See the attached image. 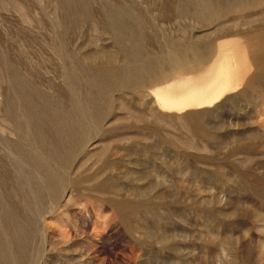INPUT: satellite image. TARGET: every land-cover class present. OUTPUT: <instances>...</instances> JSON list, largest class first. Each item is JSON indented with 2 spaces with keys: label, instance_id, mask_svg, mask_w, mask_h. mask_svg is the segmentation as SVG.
<instances>
[{
  "label": "rangeland",
  "instance_id": "rangeland-1",
  "mask_svg": "<svg viewBox=\"0 0 264 264\" xmlns=\"http://www.w3.org/2000/svg\"><path fill=\"white\" fill-rule=\"evenodd\" d=\"M233 1L0 0V248L34 264H264V69L247 36L221 35L264 24V1ZM208 42L243 51L237 91L165 108L157 76L192 72Z\"/></svg>",
  "mask_w": 264,
  "mask_h": 264
},
{
  "label": "bare ground",
  "instance_id": "bare-ground-1",
  "mask_svg": "<svg viewBox=\"0 0 264 264\" xmlns=\"http://www.w3.org/2000/svg\"><path fill=\"white\" fill-rule=\"evenodd\" d=\"M223 1H225V0H223ZM231 1H233V0H231ZM259 1H262V0H235V2L233 1V3L232 4H230V6L232 5L233 7H237L238 8V10H240V9H242L243 10V8H245V7H247L248 8V6L249 5H251V4H253V3H255V4H257V2H259ZM264 1V0H263ZM227 2V1H226ZM264 3V2H263ZM225 4V3H224ZM229 4H227V5H229ZM253 6V5H252ZM254 7V6H253ZM240 8V9H239ZM235 9V8H234ZM237 11V10H236ZM244 11H245V9H244ZM243 11V12H244ZM105 16V15H104ZM114 20V19H113ZM259 24V23H258ZM107 26V25H106ZM264 24H263V22H262V24L261 25H259L258 27H257V29L256 30H252L251 28H250V30H252L251 32H239V30H238V32H236V30H237V28H236V30H235V32L236 33H232V31H231V33L230 32H225V31H223L222 30V32H225V33H222L221 31V35L223 36V35H234V36H237V35H243L244 37H246L247 36V38H245L246 40H245V42H244V44H243V48L246 50V54H248L249 55V57H250V59H251V61H252V63L256 66V67H258V68H261L262 69V71H263V69H264ZM114 28V27H113ZM247 29H249V28H247ZM130 30V29H129ZM133 30V29H132ZM226 30V29H225ZM240 30H242V29H240ZM124 31V30H123ZM228 31V30H227ZM245 31H248V30H245ZM134 33V32H133ZM220 35V36H221ZM227 35V36H228ZM132 36V35H131ZM134 39V38H133ZM127 40V39H126ZM179 41V40H178ZM200 42V41H199ZM193 43V42H192ZM197 44H198V42H196ZM201 43V42H200ZM207 43V42H206ZM195 44V43H194ZM193 44V45H194ZM196 44V45H197ZM208 44H209V46H208V51L206 52L205 51V53L202 55V54H199V51L201 50L199 47H197V49H200L199 51L197 50V49H194L193 51H192V49L190 50L191 52H193V54H194V56L192 55V56H190V57H193V58H190V60L192 59L193 61L195 60L196 62H195V64H196V66H193V65H191V66H193L194 68H193V71L192 72H190V71H188V69L190 70L191 68H189V67H184L183 66V68H186V71H188L190 74H193V76L191 77V78H189V80H187L185 83H183V84H179V83H174V81L176 80V79H179V78H182L183 76H184V73L186 72H184L182 69L181 70H179V71H177V72H172L171 74L169 73L170 72V70H169V72H168V74H165L166 73V70H165V73H163L162 74V71L164 70V69H162V71H161V73L159 74V76H157V80L156 81H154V84L156 85H169L168 86V90L167 91H163V93L161 92V93H159L158 94V99H159V102L161 103V104H163V106L165 107V108H168V109H178V110H184V111H186V110H188V109H190V108H203V107H205L206 105H213V104H215V103H217L221 98H223L227 93H230L231 94V92H233V91H237V89H238V87H239V81L237 82H235V79H234V77H233V75H231V69L234 67V62L235 61H237L238 59H239V57H242L243 58V56H244V53H243V51L240 49V48H238V47H225L224 45L222 46V44L220 45V44H218L217 45V48H216V46H214V44L212 43V42H208ZM133 45V44H132ZM131 45V46H132ZM190 45V44H189ZM200 45H203L202 43L200 44ZM205 45V44H204ZM199 46V45H198ZM229 46V45H228ZM201 47V46H200ZM205 47V46H204ZM242 47V46H241ZM134 48V47H133ZM190 48H192V47H190ZM206 48H207V45H206ZM203 49V48H202ZM186 51V50H185ZM190 51H189V53H190ZM203 51V50H202ZM202 51H200V52H202ZM241 51H242V53H241ZM183 52V51H182ZM180 53V52H179ZM184 53V52H183ZM189 53H188V55H189ZM178 54V53H177ZM185 54H186V52H185ZM182 55H184V54H182ZM190 55H191V53H190ZM185 58L186 57H188L187 55H185L184 56ZM185 58H181V59H179V62H181L182 60L184 61H186V59ZM172 59H174V58H172ZM170 60H171V58H170ZM190 60H188V61H190ZM191 60V61H192ZM167 61V60H166ZM165 61V62H166ZM174 61V60H173ZM210 61H213V65L211 66V68L209 69V70H206V67L208 66V64H209V62ZM156 62V61H155ZM155 62H153V67H155ZM172 62V61H171ZM170 62V63H171ZM179 63L178 62V60L177 61H175V63ZM137 63V62H136ZM152 63V62H151ZM168 62H166V64H167ZM172 63H174V62H172ZM183 63V62H182ZM181 63V64H182ZM185 63H187V62H185ZM190 63H192V62H190ZM157 64H158V62H157ZM181 64H179V65H181ZM188 64V63H187ZM194 64V63H193ZM194 64V65H195ZM152 65V64H151ZM149 66V65H148ZM161 66H163V65H161ZM182 66V65H181ZM190 66V65H189ZM190 66V67H191ZM149 68V67H147L146 65L144 66V68ZM159 67V66H158ZM169 67H171L170 65H169ZM172 67H174L173 65H172ZM142 69V68H141ZM154 69V68H153ZM157 70L156 71H158V68H156ZM177 69V68H176ZM180 69V68H179ZM125 70V69H124ZM149 70V69H148ZM161 70V69H160ZM192 70V69H191ZM137 71H138V69H137ZM136 71V74L135 75H137V73L138 74H141L142 72L141 71H143V70H141V71H139V72H137ZM144 71H146V72H144ZM144 71H143V73H142V75H144L145 74V76H148L146 73H147V69L145 70L144 69ZM152 71V70H151ZM154 71H155V69H154ZM155 71V72H156ZM133 72V71H132ZM131 72V73H132ZM135 72V71H134ZM141 72V73H140ZM148 72H150V71H148ZM153 72V71H152ZM164 72V71H163ZM134 74V73H133ZM133 74H132V76H133ZM148 74H151V73H148ZM154 75V74H153ZM158 75V74H157ZM259 75H260V73H259ZM99 76V75H98ZM131 76V77H132ZM138 77H139V75H137ZM137 76H135V77H137ZM150 76H152V75H150ZM134 77V76H133ZM135 77H134V79H135ZM258 77V76H257ZM129 78V77H128ZM142 78L144 79V76H142ZM149 78V77H148ZM151 78V77H150ZM153 78V77H152ZM127 79V78H126ZM133 79V80H134ZM141 80L140 79V81H144V80ZM112 80H113V78H112ZM116 80V79H115ZM114 80V81H115ZM123 82L125 81V79H124V77H123ZM136 81H137V79H135ZM139 80V79H138ZM150 82L152 81V80H150V79H148ZM154 80V79H153ZM117 81H119V79L117 80ZM135 81V82H136ZM123 83L121 80L119 81V83ZM130 82V81H129ZM153 82V81H152ZM144 83V82H143ZM131 84H132V80H131ZM149 84H151V83H149ZM153 84V83H152ZM153 84V85H154ZM136 85V84H135ZM138 85V84H137ZM139 85H140V83H139ZM149 86V85H148ZM167 89V88H166ZM76 91V90H75ZM234 94V93H233ZM229 95V94H228ZM17 96V95H16ZM231 96V95H230ZM111 100V99H110ZM29 101V100H28ZM15 102V101H14ZM208 107H211V106H208ZM107 109V108H106ZM13 110V109H12ZM98 110V109H97ZM193 110V109H192ZM20 114V113H19ZM192 115V114H191ZM194 116V115H193ZM89 123V122H88ZM25 124V123H24ZM83 126V125H82ZM72 127V126H71ZM84 127V126H83ZM77 134V133H76ZM33 135V134H32ZM36 148V147H35ZM48 167V166H47ZM46 167V168H47ZM48 171V170H47ZM48 173V172H47ZM31 176V175H30ZM25 177H27V176H25ZM25 177L23 178L24 180H26L27 181V178L25 179ZM31 178V177H30ZM29 178V179H30ZM33 178V177H32ZM23 179H21V180H23ZM58 179H60V178H58ZM16 181V180H15ZM30 181V180H29ZM22 182H25V181H22ZM22 182H21V186H23V184H22ZM18 183H19V180H18ZM17 183V184H18ZM27 183V182H26ZM25 183V185H26V188L28 189V187L30 186L28 183V187H27V184ZM32 183V182H31ZM34 183V182H33ZM32 183V184H33ZM31 184V185H32ZM54 184V183H53ZM19 185V186H20ZM25 185H24V190H25ZM39 184H37V185H35V188H37V186H38ZM20 186V187H21ZM41 186V185H40ZM39 186V187H40ZM19 187V188H20ZM41 187H44V185L43 186H41ZM108 187V186H107ZM19 188H17V189H19ZM29 188H31V187H29ZM32 188H34V187H32ZM32 188H31V190H32ZM41 189V188H40ZM35 190V189H34ZM37 190H38V188H37ZM36 190V191H37ZM21 191H22V187H21ZM27 191V190H26ZM25 191V192H26ZM46 192L48 191V190H45ZM25 192H24V194H23V200H24V195H25ZM49 192V191H48ZM59 192V191H58ZM22 193H23V191H22ZM27 193V192H26ZM28 193H31L30 191H29V189H28ZM27 193V194H28ZM42 194V193H41ZM34 195H35V193H34ZM37 195V194H36ZM22 195H20V197H21ZM30 196V199H31V197H33V195L31 196V194L29 195ZM41 197L39 198H36V196H35V199L33 198L31 201H30V199H29V201L30 202H32V204H33V208H32V206L30 207L31 209H34V212L32 213V211H28L29 209H27V211H28V216H29V213L31 212L33 215H34V213H35V215H38L39 217H41V215H42V210L44 209L45 210V206H43V204L45 203L46 204V202H44V201H46V198L47 197H45V194H43V195H40ZM27 197V196H26ZM16 198V197H15ZM15 198H14V200H15ZM49 198V197H48ZM47 198V199H48ZM27 199H28V197H27ZM20 200V199H19ZM22 200V199H21ZM34 200V201H33ZM11 201V200H10ZM10 201H9V203H10ZM54 201H56V200H54ZM22 201H20V203H21ZM26 202H28V200H26ZM25 202V203H26ZM2 203V202H1ZM11 203H15L14 201H12ZM19 203V204H20ZM123 203V202H122ZM125 203V202H124ZM22 204H24V202L22 203ZM27 204V203H26ZM30 204V203H29ZM121 203H119V204H117L118 206L120 205ZM129 204V203H128ZM1 205V204H0ZM3 205V204H2ZM14 205V204H13ZM17 205V204H16ZM25 205V204H24ZM24 205H22V207L24 206ZM31 205V204H30ZM122 205V204H121ZM120 205V206H121ZM126 205V204H125ZM125 205H123V206H125ZM130 205V204H129ZM6 207H7V205H5ZM11 206V205H10ZM42 206L44 207V208H42ZM127 206V205H126ZM21 207V208H22ZM26 206H24V208H25ZM130 207V206H129ZM128 207V208H129ZM131 207H132V205H131ZM3 208V207H2ZM5 208V207H4ZM3 208V209H4ZM29 208V207H28ZM3 209H1V211L3 210ZM23 209V208H22ZM21 209V210H22ZM30 209V210H31ZM132 209H134V208H132ZM7 210H8V207H7ZM15 210H17V209H15ZM129 210V209H128ZM127 210V212H129ZM4 211H6V210H4ZM4 211L3 212H1V213H4ZM9 211V210H8ZM7 211V212H8ZM10 211H13V210H10ZM18 211V210H17ZM6 212V213H7ZM16 212V211H15ZM22 213H24L25 211L24 210H22L21 211ZM12 214H15L14 213V211L13 212H11ZM5 214V213H4ZM8 214H9V212H8ZM12 214H10L11 216H12ZM19 213L17 212V216H19L18 215ZM129 214V213H128ZM3 215V214H2ZM1 215V216H2ZM6 215V214H5ZM22 215V214H21ZM32 215V216H33ZM35 215H34V218H35ZM11 216H10V219H11ZM14 216V215H13ZM16 216V215H15ZM14 216V217H15ZM24 216H26V215H24L23 214V217ZM28 216H27V220L29 219L28 218ZM4 217V216H3ZM7 217H8V215H7ZM6 217V218H7ZM13 217V218H14ZM22 216H20V218H21ZM30 217H31V215H30ZM37 217V216H36ZM129 217V215H127V218ZM17 218V217H16ZM16 218H14V220L16 219ZM20 218H19V220L18 221H20ZM33 218V217H32ZM38 218V217H37ZM8 219H9V217H8ZM25 217H24V222H25ZM7 220V219H6ZM23 219H21V221H22ZM29 220H31V219H29ZM36 221H37V219H35ZM34 220V221H35ZM4 221H5V218H4ZM21 221L20 222H18V223H21ZM15 222H17L16 220H15ZM29 222V221H28ZM28 222H25V223H28ZM5 223H6V221H5ZM5 223H3L5 226H6V230L8 229V227H9V225H8V227H7V225L5 224ZM13 223H14V221H13ZM30 223V222H29ZM29 223L27 224L28 226H24V229H25V231H23V227L22 226H20V224L17 226L16 225V223H15V225H16V227H15V225L13 226L12 225V227H15V228H13V229H16L17 227L20 229V227H22V229H20L21 231H23L21 234H18V240L20 239L19 237V235H21V239H22V241L18 244V247L17 248H19L20 250H21V248H22V250H29V249H31V247H33L32 246V239L34 238L33 236H34V232H33V230H32V232H28L27 230H29V228H30V226L34 229V226H36V222H34L35 223V225H33V221H32V225H29ZM7 224H8V221H7ZM10 224V223H9ZM22 224V223H21ZM1 225V224H0ZM22 225H24V224H22ZM2 226V225H1ZM11 227V228H12ZM5 228V227H4ZM17 228V229H18ZM28 228V229H27ZM31 228V229H32ZM35 228H37V227H35ZM18 229V230H19ZM27 229V230H26ZM30 229V230H31ZM38 229V228H37ZM5 229H4V231H6ZM11 230V229H10ZM1 231V230H0ZM3 231V230H2ZM8 231V230H7ZM12 231H14V230H11V232ZM16 231V230H15ZM38 231V230H37ZM36 231V229H35V233L37 232ZM10 232V233H11ZM19 232V231H18ZM17 231H16V233H18ZM15 233V232H14ZM31 233V234H30ZM1 234V233H0ZM1 235H3L4 236V233L2 232V234ZM9 235H11V234H9ZM13 235V234H12ZM12 235H11V237H12ZM15 235V234H14ZM7 237H8V235H7ZM14 237H17V236H14ZM33 237V238H32ZM3 238V237H2ZM30 238V239H29ZM8 239H10V238H8ZM7 239V240H8ZM41 239H43V238H41ZM13 240V239H12ZM15 240H16V238H15ZM2 241V240H1ZM9 241V240H8ZM40 241V240H39ZM13 242V241H12ZM12 242H10L11 244H14V242L12 243ZM42 242H43V245H44V241L42 240ZM1 243V242H0ZM4 243V242H3ZM9 243V244H10ZM41 243V242H40ZM8 244V245H9ZM10 244V245H11ZM35 244L36 243H34L33 245H34V247H35ZM42 244V243H41ZM30 245H31V247H30ZM42 245V246H43ZM17 246V245H16ZM40 245H38V247H39ZM11 247H13L12 245H11ZM37 247V246H36ZM38 247H37V249H38ZM44 247V246H43ZM14 248H15V244H14ZM41 248V247H40ZM39 248V249H40ZM34 249V248H33ZM37 249H35V251L37 250ZM38 249V250H39ZM15 250H16V248H15ZM17 251H18V249H17ZM39 251H43L42 249L41 250H39ZM28 253H29V251H27ZM31 252V258L33 257L32 255L33 254H38V256L37 257H39V253H41V252H33V250H31L30 251ZM14 253H16V252H14ZM12 251H11V254L10 253H8L6 250H5V248H3L2 246H1V248H0V264H32V263H30V260L31 261H33L34 260V258H33V260L32 259H30V255L28 256V253H26L27 255H22L21 253H19V254H14ZM45 253V252H44ZM35 258H36V256H34ZM37 259V258H36ZM35 259V260H36ZM34 264V263H33Z\"/></svg>",
  "mask_w": 264,
  "mask_h": 264
}]
</instances>
